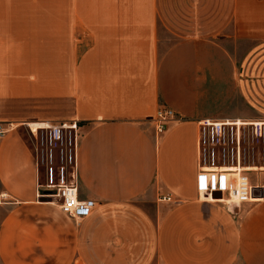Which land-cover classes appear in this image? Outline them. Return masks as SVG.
I'll use <instances>...</instances> for the list:
<instances>
[{"label": "crops", "instance_id": "crops-1", "mask_svg": "<svg viewBox=\"0 0 264 264\" xmlns=\"http://www.w3.org/2000/svg\"><path fill=\"white\" fill-rule=\"evenodd\" d=\"M238 41L263 47L264 0H0V264H264V165L253 202L197 184L203 120L264 121L235 107ZM73 123L78 222L38 197L34 146Z\"/></svg>", "mask_w": 264, "mask_h": 264}, {"label": "built area", "instance_id": "built-area-1", "mask_svg": "<svg viewBox=\"0 0 264 264\" xmlns=\"http://www.w3.org/2000/svg\"><path fill=\"white\" fill-rule=\"evenodd\" d=\"M175 116L176 113L173 110L161 108L154 118L156 130L162 132L165 122ZM235 122L237 121L231 119H207L200 123L201 158L197 176L199 195L206 200L218 199L228 206L233 203H247L259 199L258 187L252 184L247 175V170L240 167L243 158L241 127L244 125L233 124ZM250 125L253 126V133L256 137H261L264 134L263 122L254 121ZM6 130L7 128L0 125V136ZM45 133H47L46 142L49 147L48 155L51 162L56 150H59L61 156H64L65 148L69 145V158L74 163L79 135L77 124H58L42 128L39 139ZM230 135L234 143L232 164H217V161L227 162L225 146L229 143ZM63 176L64 172L62 171V179L56 181L51 168L47 182L40 184L42 190L38 193V197L41 200L55 202L66 217L78 222L89 216L96 208L97 203L93 200L82 199L79 194L78 183H66ZM234 199L235 201L231 203Z\"/></svg>", "mask_w": 264, "mask_h": 264}, {"label": "rangeland", "instance_id": "rangeland-1", "mask_svg": "<svg viewBox=\"0 0 264 264\" xmlns=\"http://www.w3.org/2000/svg\"><path fill=\"white\" fill-rule=\"evenodd\" d=\"M238 59L244 63L245 55L249 56L250 60H253L252 65V78L254 79V98L252 102L241 100L236 101V108L241 110H247L245 117L260 118L264 119V83H260L258 80L264 79V44L260 42H236ZM253 51V55L250 56V52ZM244 66L241 67L240 79L245 78ZM243 110V111H244ZM242 119V118H236ZM245 120V119H244ZM251 121V120H247ZM253 122V121H252ZM264 122V121H263ZM232 132V129H230ZM46 134L40 136L39 141H35V148L39 147L38 157L40 158V172L41 183H46L47 178L50 174L51 168L54 172V177L56 181H60L62 171L64 172L63 180L67 183L74 182V163L69 158L68 147L65 148L64 156H61L59 150H56L54 153V158L51 162L49 153V147L46 142ZM242 134V166H253L257 169L264 165V134L261 137H256L253 133L252 125H244L241 127ZM234 143L232 142V136H229V143H227V162L217 161V164H232V148ZM255 169V170H257ZM249 172V170H248ZM254 176L256 174L254 173ZM251 178L253 176L250 175Z\"/></svg>", "mask_w": 264, "mask_h": 264}, {"label": "bare ground", "instance_id": "bare-ground-1", "mask_svg": "<svg viewBox=\"0 0 264 264\" xmlns=\"http://www.w3.org/2000/svg\"><path fill=\"white\" fill-rule=\"evenodd\" d=\"M238 119H235V121H237ZM262 122V121H261ZM252 123H254V121L253 122H241V121H237V122H235V123H233V124H239V125H250V124H252ZM263 124H264V122H263ZM243 170H251V169H253V170H255V168H257V167H250V166H240ZM239 168V167H238ZM213 199H215V198H213ZM215 200H218V199H215ZM235 201V199L234 200H232L231 201V203H233Z\"/></svg>", "mask_w": 264, "mask_h": 264}, {"label": "water", "instance_id": "water-1", "mask_svg": "<svg viewBox=\"0 0 264 264\" xmlns=\"http://www.w3.org/2000/svg\"><path fill=\"white\" fill-rule=\"evenodd\" d=\"M263 196H264V190H263Z\"/></svg>", "mask_w": 264, "mask_h": 264}]
</instances>
